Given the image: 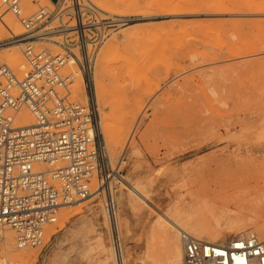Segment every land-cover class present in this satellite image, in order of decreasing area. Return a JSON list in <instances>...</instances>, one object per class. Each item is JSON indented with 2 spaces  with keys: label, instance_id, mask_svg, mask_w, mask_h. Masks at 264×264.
Here are the masks:
<instances>
[{
  "label": "rangeland",
  "instance_id": "374dc122",
  "mask_svg": "<svg viewBox=\"0 0 264 264\" xmlns=\"http://www.w3.org/2000/svg\"><path fill=\"white\" fill-rule=\"evenodd\" d=\"M88 1L129 18L98 47L90 74L101 75L105 86L99 103L93 84L91 95L102 130L106 120L109 125L101 133L114 162V171L108 172L118 204L122 253L115 247L112 224L104 219L108 191L68 204L71 213L64 226L62 207L51 226L60 230L50 237L46 233L44 245L23 250L38 254L33 264H123V254L132 264H172L167 239L154 227L163 218L161 211L176 203L192 207L205 197L219 205L233 200V211L244 194L264 191V0ZM22 5L31 14L52 1L22 0ZM11 35L5 33L1 40ZM35 44L64 52L53 40ZM19 51L23 53L22 47ZM1 53L0 59L16 69ZM77 88L75 82L73 98L87 103ZM135 147L141 156L133 152ZM119 174L139 183L143 194L133 192ZM96 205L101 214L93 219L94 230L57 242L79 219L92 217ZM7 232L15 234L6 228L2 236ZM99 236L107 252L96 248ZM2 250L0 239V264Z\"/></svg>",
  "mask_w": 264,
  "mask_h": 264
},
{
  "label": "built area",
  "instance_id": "2783aa9c",
  "mask_svg": "<svg viewBox=\"0 0 264 264\" xmlns=\"http://www.w3.org/2000/svg\"><path fill=\"white\" fill-rule=\"evenodd\" d=\"M51 1L52 6L25 14L22 0H0V15L8 9L24 29L1 40L0 46L23 42L31 66L20 77L0 60V239L3 229L11 227L21 247L44 245L47 228L58 222L64 205L89 198L96 190L108 191L105 201L120 253L118 204L108 172L114 171V162L99 130L93 95L87 103L73 98L75 76L69 62L74 58L90 75L98 47L129 18L88 0ZM46 40L64 52L35 44ZM22 108L30 110L34 122H17ZM181 239L184 264H264V238L257 235H237L222 243L183 230Z\"/></svg>",
  "mask_w": 264,
  "mask_h": 264
},
{
  "label": "bare ground",
  "instance_id": "6f19581e",
  "mask_svg": "<svg viewBox=\"0 0 264 264\" xmlns=\"http://www.w3.org/2000/svg\"><path fill=\"white\" fill-rule=\"evenodd\" d=\"M29 1L39 2L41 0H29ZM4 10L5 9L2 10V14L0 15V40L3 39V36L5 35V33L13 32V34H17L21 32L22 30L21 25L19 24V21H18L19 19L17 20L18 17L15 14L14 15L13 14L4 15L5 13H7ZM23 45H25L23 42H19L18 44H14L11 46H7V45L0 46V52H3L1 54L5 55V57L11 60L12 64L16 67L17 70L6 59L4 61H7L15 69V71L20 77H23L20 75V73H22L23 75H27L31 71L30 63L28 62V59L26 58L23 52ZM21 47H22L23 53L19 51ZM1 58L4 59V57H1ZM3 59H0V60H3ZM69 63L71 66V70L75 76L74 78H75L76 85H78L76 92L79 94V96L82 97L85 101L87 100V102L89 98H91L92 95L94 94H95V98L98 101V103L102 99H104L105 98V86H104L103 80L100 77L101 75L99 76V74H96L91 77L85 71H83V69H81V67L78 65L77 61L74 58H70ZM75 67L79 69H76ZM18 71L20 73H18ZM92 84L94 86V94L91 95ZM17 122L19 124H31L32 122H34L33 114L30 112L28 108H22L17 113ZM98 124H99L100 131L102 132L103 131L105 132V130L107 132L109 131L108 120L104 122L105 130H102L103 129L102 120H99ZM112 132H114V130L113 131L111 130L110 133ZM104 138H105V135H104ZM133 152L136 155L141 156V150L138 147H135L133 149ZM117 177L120 180H124L125 183L127 182L128 187L133 192L143 194L140 191L142 188L140 189L139 186H137L139 183L134 184L133 182L132 183L129 182V180L125 181V177L120 174ZM97 192L98 190H96L94 194H96ZM86 199H82V200H86ZM77 201H80V200H77ZM77 201H74V202H77ZM74 202L72 203L74 204ZM232 202L233 200L227 199L226 202H224L222 205H219L216 202L208 201V199L205 197V198L194 200L192 207H187L183 203H176V204L170 205L167 208V210L160 212L161 214L160 216L163 218L158 219L154 227L157 228L158 232L163 233L167 239L166 241L168 242L170 246V250H171L170 258H171L172 264H184V246L183 244L181 245L179 243V233H178L179 231L181 232L185 230L193 234L197 238L211 241V242H222L220 239L229 233L230 234L236 233V236L237 235H243V236L257 235L260 238H264V191L257 192L254 195H251L250 193L244 194L242 197H240V201H238L233 211L231 210ZM68 206H69L68 204L63 206V208L65 209H64V214L61 217V223H60L61 226H64L66 218L69 217L71 213V209L66 208ZM96 206L97 207H93L91 209L92 217H87V218L83 217L82 219H79L75 226L70 228L63 236L58 237L57 242L63 243L67 239H76L80 235L84 234V230L86 229L94 230L95 222L93 219H96V218L99 219V215L101 214V209H99L100 207H98V205ZM102 212H103V209H102ZM244 216H248L247 219H245ZM105 217L106 218L104 219H106V225H109V223L111 225L112 218L109 212L107 211V208H106ZM126 220L128 219L126 218ZM127 223L128 222H126V224ZM51 226H48V229H47V235H49V237L53 233L60 230V229H56L54 226L53 227ZM6 228H11V227H5L4 229ZM127 231L129 230L127 229ZM15 238H16V234L12 232H7L3 236H1V239H3V250L2 251L4 253V256L1 260V264H29V263L33 264V262L37 259L38 254L35 252H27L23 250V248H25L26 246L21 247L18 244L17 240L15 241ZM15 242L17 244H15ZM19 247L20 249H18ZM96 248H104V251L107 250L102 236L98 237ZM109 252L110 250L108 248V253ZM121 253H122V250H121ZM122 256H123L122 260L124 262L123 264H132L131 261H128V259L124 257V254ZM128 258L132 259L130 258V256ZM134 258L133 260H135ZM139 261L140 260H138L137 262Z\"/></svg>",
  "mask_w": 264,
  "mask_h": 264
}]
</instances>
